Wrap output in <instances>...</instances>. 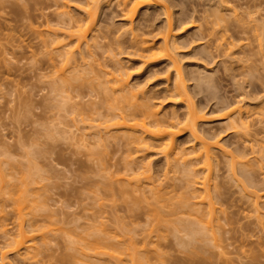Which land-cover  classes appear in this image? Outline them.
<instances>
[{
    "label": "rangeland",
    "instance_id": "374dc122",
    "mask_svg": "<svg viewBox=\"0 0 264 264\" xmlns=\"http://www.w3.org/2000/svg\"><path fill=\"white\" fill-rule=\"evenodd\" d=\"M166 1L169 4H167V6L171 5V12L174 13V15L176 14L177 16V14H179V10L181 9L178 4V0ZM191 1L193 3L200 2V0H185V2L189 4L192 3ZM82 2H79L78 0H0V264H94L95 261V264H100V260H102L103 258L107 261V263L115 264L116 262L114 261V259L113 262H111L110 259L112 258H109L113 254L111 252V250L113 249L112 244H114L115 246V244L117 245L118 243L124 248L125 244H128L127 242L130 240L129 238H135V240L133 239L131 240V242L129 241V243L132 244L133 241H136L134 242V244L136 243V247L139 249L140 254L138 255H143V258L147 256L145 258L147 261L145 260L146 262H142L143 264H264V222L263 224L261 223L262 225L257 224V222H261L262 218L264 217V204L261 207L259 206V209L262 213L260 214L263 215V217H261V220L257 221L256 218L259 217L250 204V198L248 199L246 197L247 193L251 192V190L254 191L257 187L255 186L254 188L252 186H246L249 181L247 182V180H244L245 178H242L239 175V167L237 168V172L235 171L236 173H238L236 174V177L238 175L243 179L242 180L240 178V180L239 177H237V179L240 180L242 184H244L245 181L247 183L244 184L245 186L242 185L243 188H241V185L239 186V184L233 181V179H231L232 175H230L229 172L230 169H226V166L228 165L226 164V162L228 160H225L226 162H223L222 158L224 157H222L223 155L220 154L221 151L219 150H216L217 152L214 154L215 156H217V158L215 159L216 161L219 159L221 160V162H216L221 166L215 167L216 172L214 171L212 173L214 167L213 166L210 172L211 175L213 174L212 176L210 175V178L212 180L208 178L209 180H211L209 182L212 184H209L211 187L209 188L214 192L213 193L210 190V192L213 193L211 197L213 196L215 198V196L217 195V191H220L221 193L224 192L223 195L221 194L222 198H220L221 195L219 196L220 199L217 197L219 202H217L216 198H212L216 201L215 202L212 200V202H214L213 204L217 203L216 205H214V207L216 206L217 210L216 207L215 210L216 212L218 211L217 214L215 212L214 217H216V219H214L215 221L213 222H215V224L217 225V219L219 217V224H221L220 227H222V231L220 232L215 227L213 228L216 229V232H219L218 236V232H215L214 234L216 235L218 240H216L217 245L214 242V239H216L215 236L211 241L210 238H208L209 241L203 239V241L206 240L207 242L198 241L196 243H192L189 240V244V236L187 234H184V232L182 233L183 235H179V233H176L174 235L165 236V240L160 242L157 237H153V235L149 240L146 241L147 245H144V235L139 232L138 228L140 229L142 227L140 230H142L143 232L145 226V223L143 222L147 220V218H145L146 216H143L145 214L142 213V215L139 216L140 218L145 219H140L137 214H141V212H144L141 209V206L143 208H149V200H145L148 203L147 205L149 206L142 205L143 203L141 204V206H138L139 203H132L134 202V200L133 198H131L133 200L130 202L132 203V208L134 209L136 207H140V211L142 210L140 212L138 211L139 209H131V206L128 203L130 200H128V198L126 201L129 206H125L127 205L126 202L123 203L124 201H122L121 198L117 197L118 195L116 194V192L114 194L117 196H115L114 194H111L110 196V190H108L109 193H107V190H104L107 186L113 184V189L112 187L110 188L111 191H117V187H119V185L116 183V180L120 178H122V180L127 178L123 176L125 173L123 174L122 172V166H125V159L126 162L130 161V159L132 158L137 159V162L140 163L137 164L138 166L140 165V167L144 166V164H147V162L150 161L152 164L151 175L153 176L155 174L153 177L156 176V173L154 172L159 170V168L164 164V158H162L163 156L157 155L159 150L156 148H150L149 152H145L141 155H133V153H131L132 155L130 153L128 154V152H126L127 149H124V147H122V141L117 139L118 137H120V135H122V133L120 132V130H118V132L114 128H112L111 130L109 129V135H105V137H103L105 139L104 141L101 140L103 144L100 143V145L99 142H96L97 138L94 137V131L95 133H101L102 128H96V126L99 127V120H102L101 118L104 119L106 116L103 117L100 114L102 116H100V118L99 114L96 113H105V110H98L96 112L93 111L92 114H90L87 109L85 110V107L89 102H94L96 103L95 105H103V107L106 106V108L109 105V107H111H108L110 112V109L112 110V108L116 105L114 96L110 94L111 92L108 88L111 85L108 84L109 86H106V83L104 82L107 79V76H105V74L103 73L104 71H112L114 61H121L120 63L124 66L126 72L131 74V87H139L145 94H149L151 92L154 93L159 90L162 91L164 88H166L167 84L165 83V79L167 75L163 71L166 68V64L163 63L162 65L157 66V68L155 69H147L148 66L143 65L139 60L128 57L126 53H123V51L126 52L128 50H122L121 52L123 53V55H120L121 52L118 53L119 50L117 51L118 48L115 45V41L117 39L116 37L119 38L123 34L125 35H123L124 39L122 40H130L131 37L127 35L131 34H129L128 32V34L126 35V33L128 29H130L131 27L133 28L138 24H142L140 31L141 29L144 30L147 28L146 30H144L145 34L146 32L151 31L148 29L152 28H154L152 29V31L155 30L153 33L156 34L157 30L160 29V27H164L166 17L163 15L162 11L159 8H150L147 11L144 9L141 12L143 13L144 11V13L146 12L147 15L146 13H143V15L140 12V14L135 17L132 24L128 21L123 20V17L121 15L122 13L120 14L121 8L117 11L118 8L116 7V1L112 2V6L108 9L106 8L108 7L107 4L102 5L101 9L103 10L99 11V16L96 22L97 26L95 27V31H93L94 39L96 38V43H98V46H95V48H98L94 49L92 47L93 45L91 46V48H93V50L91 49L92 52L95 53L93 54L94 57H91L90 60L86 58V64L88 61V65L84 68H81L83 69V73L81 74V81L84 78L86 85L82 83L83 81L81 82V84L87 88L85 90L84 87H82L83 89L77 87L80 89V91H78L79 89L74 90L75 86L73 85V83L77 85V81H80L77 80L75 82L74 79L76 78L72 79V77H75L74 73L71 77V80L73 81H71L70 79L68 80L72 82V84L70 82L68 83L65 80L68 83V86H64L66 94L65 92H61V94H59L61 90L59 91L56 88L57 91L53 92V89H55V86H57L55 81H57V79L59 78L56 71L59 69L62 63L58 58V54L56 52H53L54 50L50 51L52 47L49 50L46 49L48 47V42L46 43V48L45 45L42 44L49 33H47L46 31L49 30L47 28L50 27V29L52 28L53 30L55 26H60V23L57 22L60 21V18L57 19V15L63 10V4H66V6H64L66 7L65 9H67V11H69L72 16L77 18L81 17L82 13L80 12L81 10L77 9L76 7L81 4L83 5ZM84 2H86V0ZM246 2H248L249 8L245 5ZM67 3L69 4V7L67 6ZM110 3L108 4L109 6L111 5ZM189 4L188 6H184V8H189L190 6H192H189ZM228 5L233 9L235 8L234 10L238 12L237 14L241 13L240 15L244 16V18H246L245 10L247 8V11L249 12L255 11L252 15V18L250 17L251 19L262 20L261 18H264V0H230ZM189 9H191V7ZM119 14L122 18L119 16ZM138 17L141 18V20ZM250 18H246L244 20V24L246 26L248 25L246 23ZM123 26L125 27V29ZM62 28L65 29L64 27ZM62 28H59V33L61 31L63 32ZM66 28L69 30L68 27ZM60 29L62 30L60 31ZM67 29L63 33H66ZM144 32L142 31V33ZM147 35L148 34L145 35V38L150 36ZM242 36H240L242 39L241 43L247 45L245 49H251L252 53L258 52V42L253 39L251 35H244V37ZM150 37L152 38V36ZM48 38H50V36ZM243 38H245L244 42ZM91 39L92 36L89 40L91 41ZM241 39L239 41H241ZM92 41L90 43H92ZM83 47L81 52H83V50L85 49ZM180 52L181 54L178 57L182 59L180 61V65L183 73L190 74V72L194 71L197 75V73L200 72V75L203 74V76L207 75V77L209 76L208 78H212L211 83H206L207 85H204L205 87H203L204 90L201 89L202 91L195 88V81H189L187 85L189 86L190 91H194L192 89H195V95L192 94L194 92L191 93L194 96V103L196 105L201 104L203 106H201L202 108L206 107V113L208 114L207 117H210L207 119H210L211 122L207 120L209 124H204L202 129L206 131V135L208 134L210 136H213L214 134H216L215 136L219 137V134L220 139L225 142H221V144L224 145V147L226 144L225 149L228 145L226 151H231L232 147V151L235 147L241 146V149L242 147L244 148V146L242 145L244 141L246 142V138L248 136L246 137V135H244V130H240V132L237 133L235 129H232L234 128V126H232L231 129H228L229 127L227 128V124L225 125V123H223L225 122V120L222 121L223 118L219 119L221 117L220 115L222 114L217 113L216 110L214 111V109H216L214 108L215 103L216 105L218 104V97V99H222L221 101H223V103L225 102L224 104H227L228 102L230 103L232 101L235 103L239 100V94H246L245 96H242V99L244 97L243 101L245 100V103L242 102L244 107L242 104L241 106L244 108V110L246 109V112H249L247 113L249 114L248 117L251 116L250 119L248 118L250 124L252 123L253 125V122L257 123H255V126L253 125L254 127L252 126L250 128V132L252 133V135L256 134V137L259 139V141L263 139L260 141V143L257 140L256 142L258 143L256 144L252 141L254 140L253 137H249V140L252 139L251 142L256 145L254 146V150L257 151V153L248 156V161H252V165L249 163L251 167L255 165L253 169L251 168V171L256 170V172L253 171V173H256V175L251 174L252 179L254 178L253 176H255L257 184H263V182L260 180L264 178V153L261 152V156H259L258 153L260 152L259 150H261V148L263 149L261 151H264V133H262L261 135L259 132L260 130H264V121L262 120L263 123L261 122L260 124L259 122L261 120H259L258 122L256 120L262 117L260 110L261 108H264V65L261 64V62L256 61L253 64V67H257L250 70L252 73L251 76L248 69L242 66L243 68H245V70L240 68L242 70L238 71V68L240 66L237 65V67H235L236 64H234V77L236 76V74H239V77L236 76L234 78L233 72H229V70L231 71L232 67L229 66V68L225 64L226 68H229L228 74L227 70L224 69V65L219 63V61H222V58L216 60V63L207 64L206 62L204 63L202 61H198L192 55H189V49H183ZM86 53L87 51L85 50L84 54ZM117 53L119 54V56L116 55ZM53 59L55 63H52L54 61L50 62ZM253 59L258 60V58L255 56L253 57ZM51 63L54 65L51 66ZM73 66L71 63L67 67L68 71H71L70 69H73ZM73 70L72 72H74ZM100 70L103 72H101ZM151 70L162 71L155 76H151L149 74V71ZM77 71L79 72V70ZM242 71L245 74L247 73L246 75H248V77L250 78L248 79L249 81L251 80L250 82H252L250 87V83H248L249 81H245V77H242L246 76L245 74L241 75ZM69 74L70 72L68 73V75ZM250 76L254 77V79L256 80L252 79ZM78 77H80V75ZM78 77L77 79H79ZM234 79H236L237 83L239 82L240 85L237 84L238 87L235 85L236 83L234 84ZM87 82L89 83V85H87ZM61 83L64 84L63 81ZM61 83L58 84L60 85ZM100 83H103L102 86ZM69 84L73 85L74 87H71L69 89ZM88 86L90 87V90ZM239 86L245 89H242V91L240 92L238 91L239 89H241L239 88ZM81 90L83 91V93L81 94L82 96H78L77 91L82 92ZM247 91L251 93L249 94L247 93ZM253 91H255L256 93ZM61 97L63 98L61 99ZM99 97L101 98V100L99 99ZM103 98L106 99L104 101H112L113 103H115V105L112 106V104L110 103H108V105L105 104L106 102L104 103ZM150 98L152 99V101L155 99L153 97ZM150 98L147 101H151ZM157 99L158 100L155 99L153 103L163 104L160 107L162 114H168L167 116H170L171 114L172 116V114H174L175 112L179 116H182V114L185 113V107L182 106L181 103L174 104L168 99ZM61 100L63 102L64 100L68 101V103L66 104L67 108L66 105L64 109L62 108L63 103H60ZM221 101H219V103ZM94 106L92 105V107ZM219 107L220 106L218 105L217 108ZM87 108L88 110L90 109L89 107ZM100 109H102V107ZM107 109L106 114L108 115L109 112L107 111ZM212 109L216 113H214ZM254 110L257 111V113ZM84 113L92 116L93 121L98 119L96 122L90 121L91 124L94 123L91 126L92 129H89L88 125V127L83 125V122L81 123L80 120H82V118V121L86 122H88L92 118L91 117L90 119H86ZM248 114H244L243 118H245V116H247ZM84 118L86 120H84ZM245 119L247 120V118ZM90 122H88L87 124H90ZM95 128L98 130L100 129L101 131L99 130V132H96L97 130ZM235 128L237 129L238 127ZM177 139L178 146L181 143L184 148H192L194 146L198 148V142L192 141L187 133L181 134V136H179ZM238 141L240 142L238 143ZM248 143L249 141L244 145H246V147L250 146V143ZM123 146L125 145L123 144ZM135 156L138 157L136 158ZM257 157H263L262 160L259 158L261 162L263 161V163H261ZM252 158L254 159L252 160ZM194 165V169H198L200 164L197 165L196 163ZM117 168L119 170H117ZM175 171L176 170H174V172ZM178 171L179 173L172 172L171 175L169 174L170 177H172L173 174V177L178 178V182L175 183H179V178H187L184 176V174L180 173V169ZM206 172L205 174L207 175ZM183 173L187 175L186 171ZM160 175H162L161 172ZM132 177L133 176L131 175V178ZM201 177H203V175L201 176V174H198L197 180L199 178L198 181H200ZM129 178L130 177H128L126 180L131 179ZM175 178L174 180H177V178ZM204 178H201V181L202 179L204 181ZM160 180L155 183V185L159 186L158 184H160ZM256 180L253 181L254 184ZM141 182V187L145 190L141 188L140 190H142V193L144 195H142L141 191L139 193L135 192L136 194H133L137 196L136 197L134 195L137 199L138 197H141L140 199L142 200H138L143 202L144 196H146L148 192L149 193L147 196H149L150 191L148 190L149 183H147V181L145 180L143 183ZM177 185L178 187H181V180ZM247 185H250V183H248ZM190 186L189 187L196 192L194 196H196L198 192H202L200 188H196V186L194 187L193 184H191ZM246 187H248L249 189H247ZM240 188L244 189L245 192H243V190H241ZM260 188L261 187H259V189L255 191L261 190L263 193H259L264 196V188ZM215 189L217 190L216 192ZM245 189L249 190V192L246 193ZM191 190H189L190 194ZM179 191L183 192L184 189H179ZM113 196H115L114 201L112 200ZM147 196L146 198H148ZM137 199L136 201H138ZM115 201L117 202V204L115 203ZM262 201L264 202V198ZM114 206H116V209L114 208L113 211L112 207ZM117 206H119V208ZM125 207H127L128 209ZM111 210L114 212V218H117L119 215L123 220V218L126 217L125 219L126 222H128V226H134L133 229L136 232H134L133 229L132 232L129 233L128 231L125 233L124 231L122 232V230L124 229V227L122 228V226L125 225L126 222L124 221L125 223H123L118 217V221L122 222L123 225L121 223L117 225L119 222L115 221L116 219H113V213ZM116 210L118 212H115ZM129 210H132L134 213L137 210V212L135 213L136 215L134 213L128 214L127 211ZM152 210L153 209H151L150 211ZM125 212L127 213L125 214ZM149 213L151 212H148V214ZM135 217H138L140 221L136 220ZM129 221L133 223L130 224ZM134 221H136L135 223L139 224V227H137V225L135 226ZM127 224L125 225L126 227ZM215 224L213 226H215ZM120 225H122L121 231L119 228ZM97 228H101V231ZM118 228L120 232L124 233L123 235L118 233ZM93 229H96L97 232H90L91 230L93 231ZM108 230L111 232V236L117 237L119 239H123L125 237V234L127 235L131 233L132 235H127L129 238H127L126 236L122 240L123 242H125L124 245L123 242L119 241L118 239L119 242H122L121 245V243L116 241L117 238H113L110 236V232ZM111 230H115L116 232L114 233V231ZM146 230H148V227ZM112 232L115 234V236ZM221 232L223 233L220 234ZM20 233H23V237H21L22 234L20 236ZM104 233L106 238L108 233V236L111 237H109L108 240L113 241H111L110 243H108V240L107 243L106 241H103L104 244H102L100 240L105 238L101 236H104ZM117 233L120 236H118ZM99 234H101L100 237L98 236ZM175 235L177 236V238ZM184 235H187V237ZM94 236L98 238L96 239L94 238ZM212 238L213 236L211 237V239ZM176 239L179 241H177ZM180 239H182V242L180 241ZM19 240L20 242L22 241V243L24 242V244L22 245L23 247L19 249V252L17 250V252H12V250L15 251L14 248ZM183 240L187 242L188 245L187 243H183ZM200 240L202 241V239ZM94 243L95 246L93 245ZM107 244L109 246L112 245V249L111 247L109 248ZM86 245L91 249H94L95 252L99 251V254L95 253L93 250L92 252L90 248L87 249V247H85ZM96 246H98L100 250H98L99 248H96ZM115 248L117 249V246ZM125 248L126 250L129 249V244L128 247L126 246ZM144 248H146V250L148 251H144ZM121 250L122 249L117 251H119L120 253ZM140 251H143L144 254ZM83 252L88 253L90 257L91 255H98L100 259L99 263L97 262L98 257L96 258L92 256L91 261L90 257H88L89 259L86 258L88 254L86 256ZM121 252L124 251L122 250ZM121 255L125 254L122 253ZM120 257L122 258V262L129 259L128 256H126L127 259H124L126 257H122L119 255L117 256V258ZM105 260L103 263L107 264L105 263ZM127 262L129 261L127 260Z\"/></svg>",
    "mask_w": 264,
    "mask_h": 264
},
{
    "label": "bare ground",
    "instance_id": "6f19581e",
    "mask_svg": "<svg viewBox=\"0 0 264 264\" xmlns=\"http://www.w3.org/2000/svg\"><path fill=\"white\" fill-rule=\"evenodd\" d=\"M78 1L82 2V0H78ZM84 1L85 0H83V2H82L84 6L81 4L83 7L81 5L76 7L77 9H80L81 10L80 12L82 13L81 17H77V18L72 16L69 13V11H67V9H65L66 7H64V6H66V4H63L64 5V6H62L63 10L61 11V13L59 12V14L57 15V19L60 18L59 19L60 21H57V22H59L60 26L64 27L65 29H63L59 25H57V27L55 26L56 28L54 27L53 30H52V28L50 29V27H48L47 29H49V30H46V31H47V33L49 32L51 35L48 33L47 38L44 40L45 43L43 41V44H42V45H45V48L47 47V44H48V47L50 46L49 48L48 47L46 48L47 50H49L52 47V49H50V51L54 50L53 52H56L58 54V56H59L58 58L60 59V61L62 63V64L60 63L61 65H60L59 69L56 71L59 78L57 77L58 82L55 81L57 86H55V89H53V92L57 91L56 88L59 91L61 90L60 92L58 91L59 94H61V92L62 93L65 92L64 86L70 82L68 80L69 79L71 80V77L73 76L74 73H75L74 74L75 77H72V79L76 78V79H74L75 82L77 80H80V81H77L78 82V83H76L77 85H75V83H73V85L76 88L73 85H71L72 82H70L71 84H69L70 87H68V88L70 89L71 87L72 88L74 87V90L75 89L78 90L79 88H77V87H80V88L84 87L85 90L87 88L84 86V85H86L84 78L82 80L83 82L81 81V78H82L81 74L83 73V71H82L83 69H81V68H84L88 65V61L86 64V58H88V60H90L91 57H94L93 54H95V53L92 52L93 48L94 49L98 48V47L95 48V46H98L97 45L98 43H96V38L94 39L93 31H95V27L97 26L96 22H97V19L99 16V11L103 10V9H101L102 5L107 4L108 7H106V8L108 9L112 6V4H113L112 2L116 1V3H117L116 7L118 9L116 7L115 8L117 9V11L121 8L120 9L121 12L120 11L119 12H120V14L122 13L121 15L123 17V20L128 21L132 24H133V20L135 19V17L137 15H139L140 12L144 9L147 11L150 8L151 9H154V8L158 9L159 8L162 11L163 15L166 17V22H165L164 27L163 26L160 27V29H158L159 31L157 30L156 34L153 33L155 30L152 31V29H154V28L148 29L151 31L146 32V34L152 36V38L150 36H149L150 38L149 37L145 38L146 34H145L144 30H146L147 28L145 27L146 29H144V30L141 29V31H140L142 24H138L137 26L133 27L136 34L133 31L132 27L130 29H128L127 33L125 30L126 35L128 34V32H129V34H131V35H127V36L131 37L130 40H128V41L122 40V39H124L123 35H125V34H123L119 38L116 37L117 39L115 41L116 42L115 45L118 48L117 51L119 50L118 53H120L122 50H128L126 52L123 51V53H126L128 55V57H132L134 59L139 60L143 65L148 66L147 69H149V68L155 69V68H157V66L162 65L163 63L166 64V68L163 70L164 73H166V75H167L166 79H165V81H166L165 83L167 84L166 88H164L162 91L159 90L160 92L157 91V92L153 93V92H151L152 91L151 90L150 91L151 93L145 94L144 92H142V90L139 87H137V88L131 87V74L126 72L124 66L120 63L121 61L120 62L119 61H116V62L112 61L114 63L112 66V71H104V72L101 70L100 71L103 72L105 74V76H107V79L105 80L104 83H106V86L111 85L108 88H109V91L111 92L110 94H112L114 96V99L116 101V105L112 101L111 102L104 101V100H106L104 98H103V101H104V103L106 102L105 104H107V105H108V103L112 104V106L115 105L114 106L115 108L113 107L112 110L110 109V112H109V108H111V107H109V105H108L109 108L107 107L108 108L107 109L106 106L105 107H103V105L98 106V104L95 105L96 103H94V102H92V103L89 102L91 105L88 103L85 107V110L87 109V111L90 114H92L93 111L96 112L98 110L99 111L105 110L104 111L105 113L98 112L96 114H99V117L101 115L103 117L106 116L104 119L108 118V119L104 120L103 118H101L102 116L100 117L102 120H99V127L96 126V128H102L101 129L102 131L99 129L101 131V133H100L99 130L95 128L97 130L96 132H99V133H95V131H94V137L97 138L96 142H99V144L102 143V141H104V139H105L103 137H105V135L106 136L109 135V132H110L109 129L111 130L112 128H114L117 131L120 130V132L122 133V135H120V137H118L117 139L121 140L122 143L125 145V146H123V144H122V147H124V149H127L126 152H128V154L133 153V155L134 154L135 155H141L145 152H149L150 148H153V149L156 148L159 150L157 155L163 156L162 158H164V161H163L164 164L162 163L163 165L162 166L160 165L161 167L158 166L160 168H159V170L154 172V173H156V176L153 177L155 174L153 173L154 175L153 176L151 175L152 174V167H151L152 164L150 161L147 162V164H144V166L140 167V165L138 166V164H140V163L137 162V159L132 158V159H130V161H127V162L125 159V164H124L125 166H122L124 171L122 170V172H123V174L125 173L126 175L124 174L123 176H125L127 178L128 177L131 178V175H132L133 177L131 179L129 178L130 180H126L127 178H125V177H124L125 179H123V180H122V178H120L121 180L120 179L116 180L117 182L116 181L115 182L119 185V187H117L118 188L117 191H115V190L111 191L110 188L113 186V184L112 185L110 184L109 186L106 187V189H104V188L103 189L107 190V193H109L108 190H110V194H109L110 196H111V194H114L116 192V194L118 196L115 194L114 195L117 196L118 198H121V200L124 201L123 203L126 202V204H127L126 200L128 198V200H130L128 202L130 206L132 203L138 202L139 203L138 206H141V204L143 203L142 205H146V206L150 205L148 209H150V210L153 209L152 211H150L147 208H143L141 206V209L144 212L147 210L144 213V212H141L142 210L140 211V207H138V208L136 207L133 209L131 206L132 210L139 209L138 211L141 212V214L138 213L137 216L142 215V213H143V214H145L143 216L144 217L146 216L145 218H147V220H145L143 222V223H145L143 232H142V230H140L142 228L141 226H140L141 227L140 229L138 228L139 232H141L144 235V237H143L144 245L145 244L147 245L146 241L149 240L153 235H154L153 237L156 236L160 242V241L165 240V236L174 235L176 233H179V235H183L182 234L183 232H184V234H187L189 236L188 241L190 240L192 243H196L198 241L207 242V241H209L208 238H210V241H211L214 239V236H215L216 239H214L215 240L214 242L216 244L218 240H217L216 235H214V234L216 232V229L219 232L222 231V227H220L221 224H219L220 219L218 216L217 217L219 220L217 219V222H218L217 225L215 224V222H213V221H215L214 219H216V217H214V216H215V212L217 210L216 206H215L216 207V210H215L214 205H216L217 203L213 204L214 202H212V200L216 198L217 202H219L218 198L221 194L223 195L224 192L221 193L220 191L218 192L215 189V192L217 191V193H216L217 195L216 196L214 195L215 198L213 196L211 197V195L214 192L212 191V189H210L211 187L209 185V184H211L209 181L212 180L210 178V175H211L210 172H211L213 166L214 167H213L212 173L214 171L216 172L215 167L221 166L220 164L216 163V162H221V160L219 159L220 161L219 160L216 161L215 159L217 158V156H215L214 153L217 152L216 150H219V151H221V153L219 151L218 152L221 155H223L222 157H224V158L220 157V158H222L223 162H226L225 160H228L226 162V164H228L227 165L228 167L226 166V169H230L229 170L230 175L233 176V178L231 176V179H233V181H235L237 184H239V186L240 185L242 186L249 181L248 183H250V185H247L248 184L247 183L246 186H248V187L252 186L254 188L256 186L257 188L255 190L259 189V187H261L263 189L264 187H262V186H264L263 185L264 184V178H262V180H260L263 182V184L258 183L261 186L257 184V180L255 179V176H253L254 178L252 179L251 174L256 175V173H253L254 170L251 171L255 165H253L251 167L252 161L251 160L248 161V159H249L248 156L257 153V151L254 150V146H256V145L253 142H255L257 144L258 142H256V141L257 140L259 141V139L256 137V134L255 135L253 134L254 135L253 136L252 133L250 132L251 131L250 128L253 125L255 126L257 123L253 122L255 119L252 121L253 125H252V123L250 124V122L248 121V118L250 119L251 116L248 117L249 112L247 111L248 112L247 113L246 109L244 110V108H243L244 105L242 104V102L245 103V100L243 101L244 97L242 99V96L244 95L243 93H242V95L239 94L240 97H238L239 98L238 101L234 100V101H236L235 103L232 101L230 103L228 102L227 104H224L225 102L223 103V101H221L222 99L220 100V99H218L219 98L218 97L217 100H219L221 102L219 103V101H217L218 104L216 105V103H215V107H214L216 109H214V108L213 109H214V111L216 110L217 113L222 114V115H220L221 117L219 116L220 117L219 119L223 118L222 121L225 120V122H223V123H225V125L227 124L226 126H227V128L229 127L228 129H231L232 126H234V128H232V129H235V131L237 133H239L240 130H244L245 131L244 135H246V137L247 136L248 137L246 138V142L244 141V143L242 145V146H244V148L242 147V149H241V146L235 147L236 146L235 145L234 146L235 148L232 151V148H233L232 147L233 144H232L231 145V147H232L231 151H228V150L226 151V149L228 148V145H227V148L225 149L226 144H225V147H224V145L221 144V142L222 143H225V142H223L220 139L219 134H218L219 137L215 136L216 134H214L213 136H210L208 134L206 135V131L203 130L202 127L204 124H209L208 121L211 122L210 119H207L210 117H207L208 114L206 113V107L202 108L203 106L201 104L196 105L194 103V98H193L194 96L193 95H195V89H192L194 91H190L187 83L189 81H195V83H196L195 88L198 90H201V89L204 90L203 89V87H205L204 85H207L206 83H208V82L211 83L212 78H208L209 76L207 77V75L203 76L202 73H201L202 75H200V72H198L197 75L194 71L190 72V74L189 73H187V74L183 73L181 65H180V61L182 59L179 58L178 56L181 54V52H180L181 50L189 49V52H188L189 55H192L196 60L202 61L204 63L206 62L207 64L208 63H211V64L216 63L215 62L216 60L222 58V61H219V63L224 65V69L227 70V73H228V69L230 67H232L231 71L229 70V72H231V73L233 72V77L235 74L234 70H233L234 64H236L235 67H237V65L240 66L238 68V71H240L242 69L245 70V68H246V69H248L249 73L252 76V73L250 70L257 67V66L253 67V64L256 61H259V62H261V64L264 65V20H263L264 18H261L262 20L251 19L252 15L254 14L255 11H253V12L247 11L249 6H248V2H246L245 5L248 6V8L245 10V12L247 14L244 12L246 15L245 17L246 18L251 17L249 20L247 19L248 22L246 23L249 26L248 25L246 26L244 24L245 23L244 20L246 18H244V16H241L240 15L241 13L237 14L238 12H236V10H234L235 8L233 9L231 6L228 5L230 0H200L199 3H193L191 1L192 2L191 4L185 2V0L184 1L178 0V4L181 7V9L179 10V12H178L179 14H177V16H176V14L174 15V13L171 12V10H170L171 5L167 6L168 3L166 0H90V1L86 0V2H84ZM109 3L111 4L110 6L108 5ZM188 4H189V6L192 5V6H190L191 9H189L190 7L184 8V6H188ZM67 6L69 7V4ZM176 6H178V5H176ZM143 13H144V11H143ZM120 14H119V16H120ZM146 15H147V13H146ZM243 18H244V20H243ZM139 19L141 20V18H139ZM139 19H138V21H139ZM253 20H254V23H253ZM145 21H143V22H145ZM249 22L251 25L249 24ZM59 23H56V24H59ZM58 26H59V28L63 29V32H65V30L67 29L66 27H68L69 30L67 29L66 33H63L61 31L62 29H60V31L62 33L61 32L59 33L58 32L59 31ZM135 28H136V30H135ZM124 29H125V27H124ZM96 31H98V30H96ZM142 31L144 33H142ZM39 34H42V33H39ZM244 35H251V37L258 42V47H257L258 52L252 53L251 49H249V50L245 49L247 47V45L241 43L242 39L240 37V36L244 37ZM49 36H50V38H48ZM91 36H92V39L94 41L93 42L91 39L92 43H90L91 41L89 40L91 38ZM124 37H126V36H124ZM245 38H243V42H244ZM240 39H241V41H239ZM91 46L93 48H91ZM113 46H114V44H113ZM82 47L85 48L83 50V52H81ZM248 47H249V45H248ZM85 50L87 51L86 54H84ZM118 53L116 54L117 56H119ZM123 53L121 52L120 55L121 54L123 55ZM254 56L257 57L258 60H254L253 59ZM52 61H54V59L51 60L50 62H52ZM52 63H55V61ZM71 63H72V66L74 65L73 66L74 70L70 69L71 71H68L67 67ZM225 64L227 67H229V66L230 67L226 68ZM227 64H229V65H227ZM242 64H244V65H242ZM53 65L54 64H52L51 66H53ZM242 66L245 68H243ZM249 67H251V68H249ZM240 68H242V69H240ZM72 70L74 72H72ZM77 70H79V72ZM161 71L151 70V71H149V74L151 76H155V75L159 74V72H161ZM69 72H70V74L68 75ZM244 74L245 73H243V71H242L241 75H244ZM66 75H67V77H66ZM79 75H80V77H78ZM238 75L239 74H236V76H238ZM77 77L79 79H77ZM170 77H172L173 79ZM229 77H230V75H229ZM242 77H245V79L244 78L243 79L247 82L249 81L248 79H250L248 77V75L242 76ZM251 78L254 79V77H251ZM60 80H62L64 82V84H62L61 83L62 81H60ZM254 80H256V79H254ZM71 81H73V80H71ZM233 81H234V84L236 83L235 85L237 87H238V85H240L239 82L237 83L236 79H234ZM250 81L248 82V83H250L249 87L252 83ZM81 82L84 85H82ZM88 82H87V85H89ZM58 83H61V84L59 85ZM100 84L102 86L103 83H100ZM242 86H243V84H242ZM62 88L64 89V91ZM88 88L90 90L89 86H88ZM239 88H241V86H239ZM242 89H245V88L242 87L241 89H239V90L237 89V90L241 92ZM254 89H256V88H254ZM66 90H67V88H66ZM78 91H80V89ZM78 91H77V95L82 96L81 94L83 93V91L82 90H81L82 92H78ZM153 91H154V88H153ZM155 91H156V89H155ZM148 92H149V90H148ZM192 92H194V93H192ZM243 92H245V91H243ZM253 92H255V91H253ZM247 93H249V92L247 91ZM65 94H66V92H65ZM102 97H104V96H102ZM150 97H153L156 100H158L157 98H159V100L160 99H163V100L168 99L170 102H173L174 104H176V103L180 104L181 103L182 106L185 107V113L182 114V116H179L175 112H174V114H172V116H171V114H170V116H167L168 114L164 115L161 113V108H160L163 104L162 103H158V104L153 103V101L155 99L152 101V99ZM62 98L63 97H61V99ZM149 98L152 102L147 101ZM246 98H247V96H246ZM99 99L101 100L100 97H99ZM67 100H68V98H67ZM117 101H118V103H117ZM60 103L61 104L63 103L62 108L64 109L65 105L68 103V101L64 100V102H63L61 100ZM119 103H121V104H119ZM241 104L243 105V107L241 106ZM88 105H90V106H88ZM92 105L93 106L95 105L96 107L95 106L94 107L96 109L94 107H92ZM218 105L220 106L219 108H217ZM87 107H89L90 108L89 110L90 111L92 110V111L90 112ZM99 107L100 108L102 107V109H100ZM66 108H67V105H66ZM92 108H94V109H92ZM105 108L109 112V113L107 112L108 115L106 114ZM213 109H212V111H213ZM262 109H264V108H261V110ZM261 110H260V113L262 114L261 115L262 117L259 119L258 117L260 114L258 113L259 114L257 117L258 120H256L257 122L259 120H261L259 122L260 124H261V122L263 123V121H264V119H262V118H264V110H262V111ZM216 112H214V113H216ZM255 112L257 113V111H255ZM93 114H95V113H93ZM244 114L245 115L248 114L247 116H245V118H247V120L245 118H243ZM162 115H164V116H162ZM84 116H86L85 117L86 119L87 118L90 119L92 117V116H89V114H85V113H84ZM85 118H84V120H86ZM82 120H83V118H82ZM82 120H80V121H81V123L83 122L82 123L83 125H85V126L88 125L89 129H92L91 126L94 124V123L91 124V122L93 121V117L88 121V122L91 121L90 124H87L88 122L82 121ZM97 120L98 119H96L93 122H96ZM103 120H104V122H103ZM84 122H86V123H84ZM109 123H111V124H109ZM100 125H101V127H100ZM235 127H238V128L236 129ZM263 131L262 130L259 131L261 135H262V133H264ZM103 133H105V134H103ZM183 133H187L189 135L190 139H192V141L198 142V144H199L198 148H196L195 146L192 148H184L181 145V143H180V145H179L180 147H179L177 145L178 144L177 138L179 136H181V134H183ZM250 133H251V135H250ZM100 134H102V135H100ZM249 137L250 138L253 137L254 140L251 139L253 142H251V140H249ZM98 138H99V140H98ZM247 140L249 141L250 146L246 147V145H244V144H246L248 142ZM261 140H263V139H261ZM260 141H259V143H260ZM239 142L240 141H238V143ZM261 150H263V149L261 148ZM261 150H259L260 151L258 153L259 156L262 155L261 152L264 153V151H261ZM249 152H250V154H249ZM233 154H235L236 156ZM239 158L243 159L244 161L239 159ZM259 158L262 160L263 157H259ZM237 159H239V160H237ZM245 159H246V162H245ZM253 159L254 158H252V160ZM261 160H260V162H261ZM263 161L261 163H263ZM196 163H197V165L200 164L201 167L199 165L198 169H194V166H195L194 164H196ZM221 164H225V163H221ZM235 164H237L238 166ZM141 165H143V164H141ZM180 166H181V168H180ZM238 167H239V171H238L239 175L242 178H245L244 180H247V182L243 181L244 184H242L240 182V180L242 179L240 176L237 175V177H239V179L241 178L240 180H238L236 177V174H238V173H236ZM179 169H180V173L184 174V176L187 177V178H185L186 180L179 178V183L181 180V187H178L177 184H179V183H175V182H178L177 177H176L177 180H174L175 177H173V174H172L173 178L170 177L172 172L173 173H177V172L179 173V171H178ZM117 170H119V169L117 168ZM174 170H176V171L174 172ZM182 170H184V171H182ZM217 170H218V168H217ZM185 171H186L187 175L185 173H183ZM200 171H202V172H200ZM160 172L162 173V175H160ZM205 172L207 173V175L205 174ZM229 172H228V174H229ZM231 172H232V174H231ZM254 172H256V170ZM127 173H128V175H127ZM198 174H201V176L203 175V177H201V178H204V175H205L204 181H203V179L201 181V178H200L201 182L198 181L199 178L197 180ZM188 177H190V178H188ZM208 178L211 180H209ZM160 179L161 180L163 179V180L161 181ZM144 180L147 181V183H149V189L148 190L150 191V195H149L150 197L147 196L149 193L148 192L146 195L148 198H146V196H144V201L142 202V201H140V200H142V199H140L141 197H138V199H140V200H138L136 198L137 196L135 195L136 194L135 192L139 193L141 191V193H142V190H140V188L141 189H144V188L141 187L140 182L142 181L141 183H143ZM159 180H160V184H158L159 186L155 185V183H157ZM254 180H256L255 184L253 183ZM185 181L188 183H186ZM121 183H122V185H121ZM182 183H183V186L185 184H187V185H185L183 187ZM191 184H193L194 187L196 186V188H200L202 190V192H198V194L200 193L199 197H198V194H196V196H194L196 192L193 191L192 188H190V187H192V186H190ZM121 186H122V188H121ZM248 187H246V188L249 189ZM241 188H243V186ZM112 189H113V187H112ZM177 189H178V191H179V189L180 190L184 189V191L178 192ZM185 189H186V191H185ZM200 189H197V190H200ZM247 189H245L246 193L249 192V190H247ZM250 189H252V188H250ZM189 190H191V194H190ZM210 190L213 193L210 192ZM241 190H243V192H245L244 189H241ZM255 190L254 191L251 190V192L247 193V196L246 195L245 196L248 199L250 198L249 199V201L251 202L250 204L253 207V209L255 210L257 216L259 217V218H256L258 221V220H261V217H263V215H261L262 213H261L259 208L261 206H263V204H264V202L262 201L264 196L260 194L262 192L261 190L260 191L259 190L255 191ZM104 192H106V191H104ZM143 192H145V191H143ZM180 192H182V193H180ZM133 193H135V194H133ZM201 193H203V194H201ZM218 193H220V194H218ZM142 195H144V194L142 193ZM222 195L220 196V198H222ZM115 196H113V198H112L113 201H114ZM129 196H131V197H129ZM134 197L138 201H136V199ZM131 198H133V200H134V202H132V203H130L131 201H133ZM147 199L149 200V205H147L148 203L145 201ZM251 199H252V201H251ZM116 201H115V203L117 204ZM119 201H120V199H119ZM213 201H215V200H213ZM144 202H145V204H144ZM123 203H122V205H123ZM129 205L127 204L125 206H129ZM151 205L154 208H152ZM117 207L119 208V206H117ZM112 208L114 211V208L116 209V206H114ZM125 208H127V207H125ZM263 209H264V206H263ZM117 210L115 212H118ZM132 210L127 211L128 214H133L134 212ZM113 211H112L113 215H112V213H111V215L113 216L114 220L116 219L115 221H118L120 219V221H122L123 223L126 222V219H125L126 217L123 218V220L121 219L122 217L120 218L119 215H118L119 219H118V217L114 218L115 215H114ZM127 212H125V214ZM130 212H132V213H130ZM136 212H137V210H136ZM148 212H151V213L148 214ZM217 212H216V214H217ZM222 214H223V212H222ZM133 217H134V215H133ZM139 218H140V216H139ZM140 219H143V218H140ZM263 219H264V217L262 218L261 222H257V224H261V223L263 224V222H264ZM136 220H139L138 217L136 218ZM120 221H118L119 223L117 222L118 224L117 223L116 224L117 225H119L120 223L122 224V222H120ZM135 222L136 221H134V223ZM127 223L128 222H126L125 225ZM129 223L131 224L133 222L129 221ZM213 223L215 224V226H213L214 225ZM122 225H120V227H119L120 231H121ZM125 225L122 226V228L124 227L122 232L123 231H124V233L127 231H128V233L132 232V229L134 228V226L132 227V225L131 226L129 225L130 226L129 227L127 224V227H126ZM136 225H137V227H139V224L135 223V226ZM145 227H146V229L148 227V230H146ZM214 227L216 229H213ZM101 228L100 229L97 228V229L101 231ZM119 228L117 229L118 233L123 235L124 233L120 232ZM128 229H131V230H128ZM94 231H96V229L95 230L93 229V231L91 230L90 232H94ZM100 231H99V233H100ZM111 231H114V233L116 232L115 230H111ZM133 231H134V229H133ZM104 232H106V231H104ZM134 232H136V231H134ZM219 232L217 233V236H218ZM118 233H117V235L120 236ZM222 233L223 232H221L220 234H222ZM21 234H22V236H21ZM101 234H102V232H101ZM101 234H99L98 236L100 237ZM109 234L111 236V232ZM130 234H127V235H130ZM135 234H137V233H135ZM90 235H92V234H90ZM127 235L125 234V237ZM187 235H184V236L187 237ZM20 236L23 237V233H20ZM101 236L105 237V233H104V236L103 235H101ZM110 236H108V233H107V238L105 237V238L100 240L102 242V244H104L103 241H106V243H107L109 241L108 238ZM114 236H115V234H114ZM212 236H213V238L211 239ZM111 237H113V236H111ZM94 238H96V237L94 236ZM113 238H117V237H113ZM127 238H129V237L127 236ZM176 238H177V236H176ZM178 238H181V237H178ZM118 239L119 238L116 239L117 242L123 240L121 238L118 241ZM129 239H127V240H129L130 242L133 239L135 240V238H133V239L129 238ZM200 239H202V241ZM203 239H206L207 241L206 240L203 241ZM111 241H113V240H111ZM111 241H109L108 243H110ZM129 241L127 243L129 244L130 250L129 249L126 250V248H125L126 246L128 247V244L127 245L125 244L124 248L122 246H120L118 243H117V245L115 244V246H114V244H112L113 246L112 245L109 246L107 244L109 248L111 246L113 247V249L111 247V249H112L111 252L113 253V254L111 253L112 255L115 254L117 256L119 255L122 257H126V256L129 257V259H127V257L124 258V259H127L129 262H127V260H125V261H123L124 262L123 263L121 260L122 259L121 257L117 258V256L111 255V257H109V258H112V259H110L111 262H113V259L116 262V263L114 262L115 264H127V263L128 264H143L142 262L147 261L145 259L147 256H145V258H143L142 254H141L142 256L138 255V254H140L139 249L136 247V243L134 244V242H136V241H133L132 244H130ZM177 241H179V240H177ZM180 241L182 242V239H180ZM190 241H189V244H190ZM19 242H20V240H19ZM19 242H17L18 245L16 244V246L14 248L15 251L12 250V252H17V251L19 252V249L23 247L22 245L24 244V242L23 243H22V241L20 243ZM122 242H119V243H121V245H122ZM114 243H116V242H114ZM124 243L125 242H123V245H124ZM183 243H187V242H185L183 240ZM97 244H98V242H97ZM93 245L95 246V243ZM187 245H188V243H187ZM116 246H117V249L115 248ZM85 247H87V249L90 248L87 245ZM96 248H99V247L96 246ZM120 249H122L125 252V253L121 252L122 251L121 250L120 253L121 254L123 253L125 255H121L119 253V251H117ZM90 250L94 251V249H91V248H90ZM98 250H100V248ZM128 250L131 252H129ZM143 250L148 251V250H146V248H144ZM128 252H129V254H128ZM140 252L142 253L143 251H140ZM83 253H85V252H83ZM95 253L99 254V251L95 252ZM87 254L88 253H85L86 256H87ZM143 254H144V252H143ZM92 256H94V255H91V257H90V255L88 254V256L86 258L89 259L88 257H90V260H91ZM137 256H139V257H137ZM94 257L97 258L98 255L94 256ZM97 259H98L97 262L99 263V260H100L99 257ZM103 259L100 260V262L102 264H104L103 262L105 260V259L104 260ZM94 261H95V259H94ZM95 263H96V261H95ZM105 263H107L106 260H105ZM107 264H113V263H107Z\"/></svg>",
    "mask_w": 264,
    "mask_h": 264
}]
</instances>
